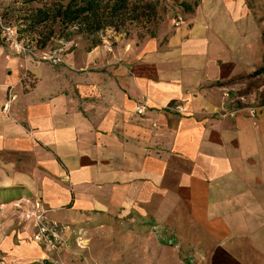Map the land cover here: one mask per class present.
I'll return each instance as SVG.
<instances>
[{
    "label": "crops",
    "instance_id": "0c3cea01",
    "mask_svg": "<svg viewBox=\"0 0 264 264\" xmlns=\"http://www.w3.org/2000/svg\"><path fill=\"white\" fill-rule=\"evenodd\" d=\"M233 19L192 14L142 40L119 34L65 52L57 65L0 43V209L27 236L19 262L71 264L80 236L115 240L126 218L133 257L158 216L165 230H197L208 250L199 264H264V107L251 116L224 96L249 71L250 32ZM36 207L63 224L69 248L33 240L24 214Z\"/></svg>",
    "mask_w": 264,
    "mask_h": 264
},
{
    "label": "rangeland",
    "instance_id": "374dc122",
    "mask_svg": "<svg viewBox=\"0 0 264 264\" xmlns=\"http://www.w3.org/2000/svg\"><path fill=\"white\" fill-rule=\"evenodd\" d=\"M56 1L0 0V43L9 51L25 58L46 61L42 58L45 52H53L62 46L66 47V53L75 49L87 50L97 42H103V39L111 43L119 34L125 38L142 40L160 28L169 30L177 27L182 22L181 19L185 20L192 14L206 16L224 13L235 17V25L240 28L243 26L244 33L247 29L250 32L249 71L245 70L234 78L232 87L226 90L230 91L232 97L240 98L235 100H239L249 113L252 109L258 111V103L264 107V72L255 73L264 68V0H144L137 4L133 0L135 18L128 19L119 30L107 27L94 34L79 32L78 26L64 27L59 22H53L52 18L40 21L43 17L37 15V11L40 8L51 9ZM62 1L66 3L68 0ZM141 5L146 8H139ZM134 14L131 13L128 17ZM157 217L148 220L154 227L151 226L147 231L138 228V233L142 235L139 234L138 240L134 241L133 257L129 253L130 226L126 218L123 221L126 230L121 231L122 235L115 240L110 233L103 232L102 236L98 235L94 241L91 240L93 243L90 245L85 236H80L77 243L81 250L74 255L75 262L71 261V264H199L202 254H206L208 250L202 247L201 241L195 240L197 230L176 232L169 231L168 227L165 230L163 226L155 225ZM184 217L188 222H196L191 214L179 216L181 219ZM20 223L12 209H0V264H23L19 262L23 257L19 258L17 245L27 241V236L22 234L25 231ZM186 234L194 237L192 242L185 240L179 244L177 235ZM174 243L178 245L175 246Z\"/></svg>",
    "mask_w": 264,
    "mask_h": 264
},
{
    "label": "trees",
    "instance_id": "16d2710c",
    "mask_svg": "<svg viewBox=\"0 0 264 264\" xmlns=\"http://www.w3.org/2000/svg\"><path fill=\"white\" fill-rule=\"evenodd\" d=\"M134 1L137 4L144 0ZM135 12L133 0H68L66 3L57 0L51 9L40 8L37 15L43 17L40 21L52 18L53 22H59L64 27L78 26L79 32L94 34L107 27L119 30L128 19L135 18ZM131 13L134 16L128 17ZM260 72H264V68L255 73Z\"/></svg>",
    "mask_w": 264,
    "mask_h": 264
},
{
    "label": "built area",
    "instance_id": "2783aa9c",
    "mask_svg": "<svg viewBox=\"0 0 264 264\" xmlns=\"http://www.w3.org/2000/svg\"><path fill=\"white\" fill-rule=\"evenodd\" d=\"M9 34V32H8ZM66 47H60L53 52H45L44 56L42 57L44 60L51 62L52 64H59L63 62ZM224 90V96L231 100V102L235 99L240 98H233L229 90ZM16 99L15 93L9 96L8 101L4 105V110L7 111L10 108L11 103ZM243 99V98H241ZM171 109L181 110L182 107L178 104H174L170 106ZM137 111L139 113L146 112V105L141 104L137 107ZM256 109H252L250 111L251 116H256ZM24 218L27 221L33 220L35 224V232L33 234V240L36 243L43 244L46 248H48L51 252H57L60 250L61 247L69 248V245L64 237V226L63 224L53 221L48 218L47 211L36 207V209L32 208L31 211H26L24 214ZM46 264H67L66 261L59 257H53L46 261Z\"/></svg>",
    "mask_w": 264,
    "mask_h": 264
},
{
    "label": "bare ground",
    "instance_id": "6f19581e",
    "mask_svg": "<svg viewBox=\"0 0 264 264\" xmlns=\"http://www.w3.org/2000/svg\"><path fill=\"white\" fill-rule=\"evenodd\" d=\"M206 1H207V0H206ZM208 3H209V2H208ZM218 4H219V3H218ZM218 4H217V5H218ZM209 8H210V7H209ZM209 8H208V9H209ZM202 9H203V8H202ZM207 11H208V10H207ZM226 11H227V10H226ZM228 11H229V10H228ZM207 13H209V11H208ZM226 13H227V12H226ZM206 16H207V14H206ZM244 17H245V16H244ZM244 17H243V18H244ZM244 19H245V18H244ZM235 21H236V20H235ZM243 21H244V20H243ZM239 26H240V25H239ZM249 26H250V25H249ZM242 27H243V26H241V28H242ZM150 57H151V56L149 55V58H150ZM152 58H153V57H152ZM158 92H159V91H158ZM161 94H162V93H161ZM155 95H156V93H155ZM167 116H168V115H166V118H167ZM170 120H171V119H170ZM172 122H173V121H172ZM232 182H233V181H232ZM232 185H233V183H232ZM239 185H240V184H239ZM239 185H238V186H239ZM184 186H185V185H184ZM223 186H224V185H223ZM186 187H187V186H186ZM227 187H228V186H227ZM229 187H230V186H229ZM224 188H225V186H224ZM234 188H237V187H234ZM232 189H233V188H232ZM215 193H216V192H215ZM224 196H225V195H224ZM220 197H221V196H220ZM132 204H133V203H132ZM215 207H216V206H215ZM211 212H212V211H211ZM210 215H211V214H210Z\"/></svg>",
    "mask_w": 264,
    "mask_h": 264
}]
</instances>
